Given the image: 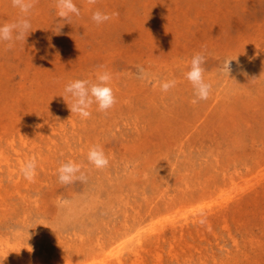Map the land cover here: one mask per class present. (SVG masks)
Listing matches in <instances>:
<instances>
[{
  "label": "rangeland",
  "instance_id": "rangeland-1",
  "mask_svg": "<svg viewBox=\"0 0 264 264\" xmlns=\"http://www.w3.org/2000/svg\"><path fill=\"white\" fill-rule=\"evenodd\" d=\"M74 2L64 21L38 0L25 43L0 42V264H264V0ZM19 16L0 0V24ZM196 53L212 90L193 104ZM103 71L114 106L70 113L66 85ZM68 161L85 180L59 182Z\"/></svg>",
  "mask_w": 264,
  "mask_h": 264
},
{
  "label": "clouds",
  "instance_id": "clouds-1",
  "mask_svg": "<svg viewBox=\"0 0 264 264\" xmlns=\"http://www.w3.org/2000/svg\"><path fill=\"white\" fill-rule=\"evenodd\" d=\"M38 0H11L12 7L19 10L20 16L12 22L0 24V42H7L11 47L16 41H23L32 32L30 15L35 8ZM88 5L95 6L97 0H87ZM57 15L61 20L68 21L73 16L81 15L80 9L74 0H56ZM118 13L108 14L100 9L92 12L91 20L97 25L103 24ZM62 27V26H61ZM57 29L59 34L60 28ZM228 60L223 66V70L229 75L230 67ZM206 57L202 53H196L191 57L189 70L186 72V79L192 84L195 99L193 104L204 101L211 94L212 85L205 81L204 73L206 71L204 64ZM138 78L145 80L151 79V74L146 72L143 67L138 69ZM112 80V74L108 71L98 73L95 82L86 79H77L68 83L64 89L65 93L70 96L71 107L70 113H76L80 117L87 119L91 116V107L93 104L98 105V110L106 112L116 103L113 89L109 86ZM163 92H168L176 86V81L167 80L159 84ZM87 160L97 169L106 168L109 165V159L105 155L103 148L96 144L89 148ZM37 162L35 159L27 160L21 168L23 177L31 181L36 174ZM58 179L61 184H71L76 180H85L86 177L81 171V165L72 161L62 163L58 169Z\"/></svg>",
  "mask_w": 264,
  "mask_h": 264
},
{
  "label": "bare ground",
  "instance_id": "bare-ground-1",
  "mask_svg": "<svg viewBox=\"0 0 264 264\" xmlns=\"http://www.w3.org/2000/svg\"><path fill=\"white\" fill-rule=\"evenodd\" d=\"M191 221H192V220H191ZM178 231H179V230H178ZM129 239H130V237H129ZM112 245H113V244H112ZM109 249H110V248H109ZM109 251H110V250H109ZM109 251H108V252H109ZM111 251H112V250H111ZM113 251H114V250H113ZM113 251H112V252H113Z\"/></svg>",
  "mask_w": 264,
  "mask_h": 264
}]
</instances>
